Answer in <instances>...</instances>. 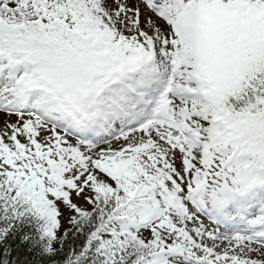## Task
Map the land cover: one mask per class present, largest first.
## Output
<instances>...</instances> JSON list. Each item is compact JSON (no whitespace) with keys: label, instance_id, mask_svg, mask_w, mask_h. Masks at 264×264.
Here are the masks:
<instances>
[{"label":"snow or ice","instance_id":"obj_1","mask_svg":"<svg viewBox=\"0 0 264 264\" xmlns=\"http://www.w3.org/2000/svg\"><path fill=\"white\" fill-rule=\"evenodd\" d=\"M0 264H264V0H0Z\"/></svg>","mask_w":264,"mask_h":264}]
</instances>
